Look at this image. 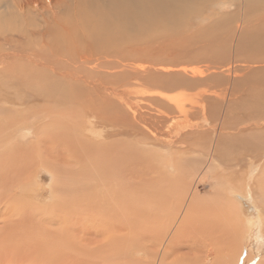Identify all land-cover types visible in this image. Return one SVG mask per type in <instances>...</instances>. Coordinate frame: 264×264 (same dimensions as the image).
Wrapping results in <instances>:
<instances>
[{
	"label": "rangeland",
	"instance_id": "374dc122",
	"mask_svg": "<svg viewBox=\"0 0 264 264\" xmlns=\"http://www.w3.org/2000/svg\"><path fill=\"white\" fill-rule=\"evenodd\" d=\"M227 1L237 3L238 8L223 14L217 6ZM243 1L240 4L238 0H204L199 3L198 12L189 20L183 18L182 24L180 13L187 10L174 11L175 24L166 15L153 19L148 32L141 37L143 41L134 39L135 43L145 42L147 52L128 60L124 51L126 55H121L124 61L114 59L118 63L111 71H123V75L103 79L115 86L105 103H101L89 81L59 76L44 79L36 73L22 78L2 77L0 226L28 223L29 228L41 229V233L50 237L49 241L52 239L51 245L57 246L53 248L54 254L67 249L95 264H149L147 248L154 243L153 238L147 239V229H159L161 222L165 223V213L160 211L171 203V198L168 203L160 198L174 191L173 197L185 193L182 208L191 209L188 212L191 218L177 225L182 227V237L185 231L196 232L194 228L205 225L209 217H220V211L224 215L234 206L241 223L248 219L257 223L236 264L263 263L264 241L258 242L257 237L262 230L258 218H264V188L260 187L264 145L258 146L254 156L241 159L240 164L232 163L242 146L236 141L239 122L245 123L243 120L248 117L257 122L264 119L263 107L259 115L247 113L253 99L248 88L257 73L251 70L243 79L237 75L242 80L237 81L233 80L235 73L228 77L222 71L229 66L246 68L257 59L254 38L258 8L256 2ZM259 5L264 13V5ZM199 15L209 19L199 23L196 20ZM215 23L218 24L213 26ZM131 40L125 45L127 49L134 44ZM29 65L21 67L30 68ZM157 91L167 96L185 95V99L194 101V107L188 102L190 111L183 115L175 105L165 106L154 94ZM13 101L15 105L10 107L8 103ZM99 105L110 115L102 119L96 116ZM161 110L166 117L160 116ZM107 116L114 119L117 116L120 125L108 126ZM213 126H221L222 134L214 133ZM261 134L260 140L264 142V130ZM154 136H159V140ZM246 137L251 138L250 134ZM199 138H209V142L222 139L223 144L218 154L222 165L214 164L215 169L206 174L202 169L209 159L201 160L202 169L195 170L200 166L195 164L198 161L194 163L186 156L196 154L188 147L200 148ZM173 141L174 158L180 160V167L170 163L168 178L173 181L165 183L172 189L160 188L162 181L158 182L156 177L159 190L147 193L142 178H152L164 169L168 164L162 158L165 147ZM184 149L188 152L182 155ZM205 151L207 154L209 150ZM251 158L255 165L249 174L247 164ZM149 160L158 164L149 167ZM148 194L152 195L149 200ZM106 227L114 235L107 250L99 247ZM155 263H159L157 258Z\"/></svg>",
	"mask_w": 264,
	"mask_h": 264
},
{
	"label": "bare ground",
	"instance_id": "6f19581e",
	"mask_svg": "<svg viewBox=\"0 0 264 264\" xmlns=\"http://www.w3.org/2000/svg\"><path fill=\"white\" fill-rule=\"evenodd\" d=\"M203 1L204 0H0V79H2V77L22 78V75H32L34 73H36L39 78L42 77L44 79L57 76L74 80L81 79L83 81H89V86L98 94L101 103H105L108 101L111 93L115 91V86L111 83L104 82L103 79L108 75V77L112 75H123V71H111V69L117 67L118 62L114 59L119 58L124 61V57H121L123 53L125 54L124 51L129 55L128 60L131 58L130 56H135L134 58H136V56H143L144 53L147 52L145 48L146 43H135L136 41L134 39L142 40V35L148 32V27L154 21L153 19H158L159 16L162 17L166 15L172 24H175L176 22L173 21V19H176V17L172 15L174 11L187 10V12L184 11V15L180 13L181 16L179 17L182 19L180 24H182L184 19L189 20L198 12L199 3H203ZM247 1L256 2L258 8H256L258 13L255 12V16L258 15L256 17L254 16L256 18L255 22L257 28L255 29L257 34L254 38L257 59L256 61L253 60L254 62L246 68H243V66H229L223 68L222 71L227 72L228 77H230L232 73H235V78H233V75V77H231L233 80L235 79L237 81H242L239 77L241 76L242 79L247 77L251 70L257 73V75L254 74L256 76L254 82H251L248 88V93L251 92L250 95H252L250 99H253L251 100V110L248 109L249 111L247 110V113L259 115L260 109L262 107L264 108V87L261 89V85L264 86V13L260 10L262 7H260L259 4L264 5V0ZM238 2L241 4V2L244 1L238 0ZM217 7L219 10L223 11L222 13L224 14L229 10L232 11L237 9L238 4L227 1L221 2ZM167 10L171 13L164 14ZM208 19L209 17L206 15H199L196 17L199 23H203ZM160 23L163 25L165 24L163 21H157V24ZM217 24L215 23L213 26ZM131 39L134 44H131L127 49L125 45L129 43ZM24 59H27V61H22ZM22 64L31 65H29L30 68H22ZM123 66H126L125 63ZM2 88L3 87H1V89ZM154 94L160 97V100L165 106L169 105V103L175 105L183 115L190 111V109H188L189 107L186 106L188 102L194 107V101L185 99V95L167 96L161 92ZM223 101H226V98H224ZM255 103L256 105H254ZM8 104H11L9 105L10 107L15 105L14 101ZM228 104L229 100L226 102V105ZM4 105H7V102ZM169 106L171 107V105ZM200 107L204 108L203 104H200ZM162 112L164 111L161 110L159 112L160 116L166 117ZM95 115L102 119L104 115H110V113L105 112L104 106L99 105L95 111ZM115 118L117 119V116H115ZM106 119V124L108 126L120 125L118 120L114 119V116H107ZM243 122L245 123L239 122L240 126H238L240 128H238L239 135L237 136L239 139H236V141L242 145L241 147L238 146L240 148L237 150L238 157H240L239 159L238 157L235 158V160L232 161L233 164H237L246 156H252L254 151L258 153V146L264 145V142L260 140V138L263 137L261 133L264 130V119L258 120L257 122V120L248 117L246 120L244 119ZM125 126H122V128H126ZM213 127H215L213 128L214 133L218 136L220 132L222 134L223 128H221V126ZM196 133L199 134L201 132ZM245 134H250L252 139L247 138ZM201 135L204 136L203 133ZM155 136L154 138L159 140V136ZM208 139L209 138H199L198 141L202 144L200 148L188 147L196 154L186 155L189 160L192 158L194 163L198 161L195 164L200 166H196L195 170L202 169V165L200 164L201 160L209 159L210 162H208V165L202 169L204 170V174L214 170V164L222 165V161L219 162L218 157L221 150L220 145L222 144V139H214L210 142ZM173 144L174 141L168 143L165 147L166 151L163 157L161 156L165 162L168 163L165 165L167 170H164L165 167L164 169L160 168L161 170H159L157 174L154 173L152 178H142L143 184L147 186V193L159 190L156 177H158V182L162 181L159 186L160 188L169 186L168 190L172 189L170 184L165 183H172L173 181L171 177V179L168 178L170 175L169 171L172 169L170 163H174L175 167L178 168L180 162L179 159H175L176 157L174 158ZM206 149L209 150L207 154L205 151ZM186 152H188L187 149H184L182 155L186 154ZM262 152V159L264 160V146L262 147ZM262 159L260 160L261 162H263ZM252 160L253 158L249 159L247 164L249 166L248 173L253 170L252 168L255 165V162ZM213 161H218L219 163H212ZM261 162H259L260 165L262 164ZM154 163L157 162L151 160L147 161L149 167ZM263 181L264 175L260 181V187L262 188H264ZM100 186L104 185L100 184ZM174 190L176 193L177 189L174 188ZM248 192L250 191L248 190ZM173 193L174 191H168L167 197L160 198V201L166 200L167 203L171 198V203L169 202L168 205H165L163 211L159 210L165 213V223L161 222L160 228L158 226L159 229H147V237H149L147 239L153 238L154 243L150 245L149 248L145 247L149 249L150 253L148 254L150 255L149 258H151L150 261L148 260L149 264L154 263V258L158 259V264H236L243 256L244 246L249 241L250 234L257 223L255 221V223H253L252 220L249 219L241 223L239 221L241 218L238 217L236 212L237 207L234 208L233 206L229 208L226 214L224 213V215L227 216L222 215L223 211H220V217L219 215L209 217L205 225L194 228L196 232H189L186 234L185 231V237H182V227L177 225L180 223L182 225L187 221L185 219L191 218L188 215L191 209L190 207H186L187 209L185 207L182 208L185 193L182 196L177 193L174 197ZM151 196V194H148V200ZM178 198L180 201L177 200ZM179 217H183L184 220H173ZM258 220H260L258 222L262 230L257 239L259 240L258 242L262 243L264 241L263 216L259 217ZM26 224L23 225L18 223L13 224L15 226L11 227L0 226V264H95L87 258H82L69 252L67 249H63V251L59 250L58 254H54L53 248L57 246L51 245L52 243L50 241L52 239L49 241L50 237H47L43 232L41 233V229H39L40 231L32 229L27 227ZM172 228L173 230L169 231V229ZM111 231L112 230L107 227L104 228V233L102 232L104 236L103 241L99 243V247L101 246L100 248L106 249L108 245H112L111 242L114 239V235ZM96 233L101 234V231H96ZM60 249H62V247H60ZM181 250L183 251L181 252ZM176 252L182 254L177 255ZM198 252L205 253L199 255ZM55 255L58 257L55 258ZM108 263L105 262V264ZM99 264L104 263L99 262ZM261 264H264V262Z\"/></svg>",
	"mask_w": 264,
	"mask_h": 264
}]
</instances>
